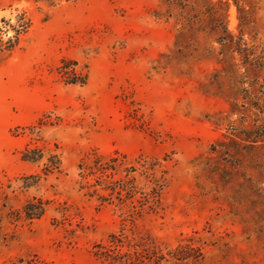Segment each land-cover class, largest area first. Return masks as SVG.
Here are the masks:
<instances>
[{"label": "rangeland", "instance_id": "374dc122", "mask_svg": "<svg viewBox=\"0 0 264 264\" xmlns=\"http://www.w3.org/2000/svg\"><path fill=\"white\" fill-rule=\"evenodd\" d=\"M259 55L264 0H0V264H264Z\"/></svg>", "mask_w": 264, "mask_h": 264}, {"label": "trees", "instance_id": "16d2710c", "mask_svg": "<svg viewBox=\"0 0 264 264\" xmlns=\"http://www.w3.org/2000/svg\"><path fill=\"white\" fill-rule=\"evenodd\" d=\"M46 2H49V4L50 5H52L54 2H56V0H45ZM7 43H11V40L9 39L8 41H7ZM256 59H258V61L261 63L260 64V70H263L264 69V58H263V56H261V55H259V56H257L256 57ZM259 70V71H260ZM243 141H249V140H247V139H242ZM250 142H252V143H256L257 144V142H259L260 144H262L263 142H262V140H258V139H253V140H250ZM225 142L224 141H218V143H216V146H222L223 144H224ZM212 150H215V149H213L212 148ZM120 264H127L125 261L123 262V263H120Z\"/></svg>", "mask_w": 264, "mask_h": 264}]
</instances>
